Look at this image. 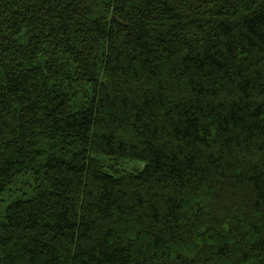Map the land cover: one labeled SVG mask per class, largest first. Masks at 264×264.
<instances>
[{"label": "trees", "instance_id": "16d2710c", "mask_svg": "<svg viewBox=\"0 0 264 264\" xmlns=\"http://www.w3.org/2000/svg\"><path fill=\"white\" fill-rule=\"evenodd\" d=\"M0 264H264V0H0Z\"/></svg>", "mask_w": 264, "mask_h": 264}, {"label": "rangeland", "instance_id": "374dc122", "mask_svg": "<svg viewBox=\"0 0 264 264\" xmlns=\"http://www.w3.org/2000/svg\"><path fill=\"white\" fill-rule=\"evenodd\" d=\"M141 165L142 164L139 162H124L121 164V166L126 170H134L135 168L141 167ZM7 199L9 200L10 198L8 197Z\"/></svg>", "mask_w": 264, "mask_h": 264}]
</instances>
